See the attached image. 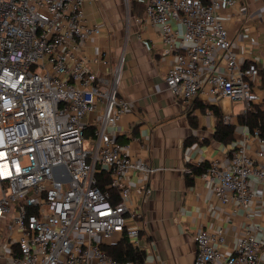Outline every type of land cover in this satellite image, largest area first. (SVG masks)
<instances>
[{
  "label": "built area",
  "instance_id": "2783aa9c",
  "mask_svg": "<svg viewBox=\"0 0 264 264\" xmlns=\"http://www.w3.org/2000/svg\"><path fill=\"white\" fill-rule=\"evenodd\" d=\"M93 1L0 0V237L16 244L12 264H122L100 245L115 233L138 243L143 214L127 203L130 179L139 171L148 196L152 168L113 135L129 108L118 93L122 58L100 77L81 54L98 31L85 15ZM140 1L145 19L161 28V54L173 57L165 83L176 99L227 98L245 112L262 101L264 55L240 61L219 18L218 9L236 0ZM243 132L231 142L228 164L210 160L203 175L221 201L247 212L254 181H264V138L258 128ZM247 134L257 137L252 152ZM100 172L115 194L99 186ZM262 229L250 221L225 252L222 226L198 228L193 264H259Z\"/></svg>",
  "mask_w": 264,
  "mask_h": 264
},
{
  "label": "crops",
  "instance_id": "0c3cea01",
  "mask_svg": "<svg viewBox=\"0 0 264 264\" xmlns=\"http://www.w3.org/2000/svg\"><path fill=\"white\" fill-rule=\"evenodd\" d=\"M84 9L87 21L98 26L81 48L89 67L98 76L109 77L122 58L118 93L127 100L129 108L117 120L113 135L119 143L129 144L132 157L146 158L152 168L147 177L151 193L142 196V174L135 170L127 199L143 214L138 243L133 245L128 239L143 251L144 257L138 263L122 264H193V235L198 228L211 231L222 226L225 252L232 249L250 221L262 226L259 235L264 237V181H254L255 195L245 212L221 201L203 175L210 160H217L221 166L228 164L231 142L244 135L245 124L238 121L245 113L243 105L212 96H199L188 104L176 99L165 83L173 57L161 54L160 26L134 15L122 22V10L116 0H94ZM218 13L240 61L255 54L264 55V0H236L232 6L218 9ZM263 67L264 56L259 62V68ZM214 108L222 117L230 115L233 140L224 142L215 137ZM247 136L252 152L257 137ZM185 155L189 156L188 161ZM123 234L115 233L102 244L116 243ZM8 237H0V264H12L10 252L16 244L9 242ZM259 264H264V244Z\"/></svg>",
  "mask_w": 264,
  "mask_h": 264
},
{
  "label": "trees",
  "instance_id": "16d2710c",
  "mask_svg": "<svg viewBox=\"0 0 264 264\" xmlns=\"http://www.w3.org/2000/svg\"><path fill=\"white\" fill-rule=\"evenodd\" d=\"M131 3H133L138 10L143 7L144 11V5L140 1L133 0ZM259 81L263 94L262 101L253 104L250 110H247L243 115L238 117V121L239 123L247 125L250 131L258 128L259 135L264 138V67L259 68ZM214 110L216 114L215 137L224 142L233 140L234 124L223 122L219 110L216 108H214ZM98 175L99 186L102 189H109L110 192L115 194V189L110 185V178L107 173L100 172ZM100 248L121 263H138L141 262L144 257L143 251L134 247L125 234H123L116 243L101 244Z\"/></svg>",
  "mask_w": 264,
  "mask_h": 264
},
{
  "label": "rangeland",
  "instance_id": "374dc122",
  "mask_svg": "<svg viewBox=\"0 0 264 264\" xmlns=\"http://www.w3.org/2000/svg\"><path fill=\"white\" fill-rule=\"evenodd\" d=\"M117 5L121 8L122 10V22H126L127 18L130 15H134L136 17H144V11H143V7H141L139 10L137 7H135L133 5V3H131V0H129V2H127L126 0H116ZM139 11V12H137ZM89 142L87 141V139L84 140V148H89Z\"/></svg>",
  "mask_w": 264,
  "mask_h": 264
}]
</instances>
